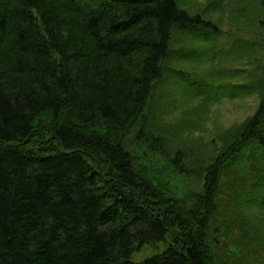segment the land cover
I'll use <instances>...</instances> for the list:
<instances>
[{"label":"trees","instance_id":"16d2710c","mask_svg":"<svg viewBox=\"0 0 264 264\" xmlns=\"http://www.w3.org/2000/svg\"><path fill=\"white\" fill-rule=\"evenodd\" d=\"M176 27L219 33L177 0H0V264H219L211 232L252 260L264 102L194 190L145 117Z\"/></svg>","mask_w":264,"mask_h":264},{"label":"rangeland","instance_id":"374dc122","mask_svg":"<svg viewBox=\"0 0 264 264\" xmlns=\"http://www.w3.org/2000/svg\"><path fill=\"white\" fill-rule=\"evenodd\" d=\"M177 2L190 14L212 21L219 33L195 37L185 28L173 30L163 63L165 75L153 87L145 117L152 132L163 138L166 155L182 154L192 172L188 182L200 191L202 168L238 137L264 102V83L257 81L264 80L262 6L259 0ZM180 73L197 85L184 82L178 77ZM135 130L126 143L133 153L137 150ZM237 209L243 212L242 220L252 224V233L247 236L250 247L257 245L259 250H252L250 261L236 260L229 253L234 239L219 238L211 232V258H218L219 264H264V245L260 246L264 241V207L258 209L240 201ZM151 252V248L144 249L134 258Z\"/></svg>","mask_w":264,"mask_h":264}]
</instances>
